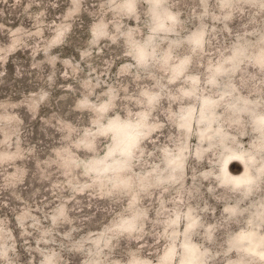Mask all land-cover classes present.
I'll return each mask as SVG.
<instances>
[{
  "label": "rangeland",
  "instance_id": "374dc122",
  "mask_svg": "<svg viewBox=\"0 0 264 264\" xmlns=\"http://www.w3.org/2000/svg\"><path fill=\"white\" fill-rule=\"evenodd\" d=\"M251 229L264 0H0V264H264Z\"/></svg>",
  "mask_w": 264,
  "mask_h": 264
},
{
  "label": "bare ground",
  "instance_id": "6f19581e",
  "mask_svg": "<svg viewBox=\"0 0 264 264\" xmlns=\"http://www.w3.org/2000/svg\"><path fill=\"white\" fill-rule=\"evenodd\" d=\"M122 128L124 129L123 132L125 133L124 134L125 140H129V137L132 136L131 131L128 129V127L123 126ZM235 154H237V153H235ZM230 157H232V155L227 157L226 161L229 160ZM242 160H244V162L246 164L245 170L243 172H241V171L239 172V170H238V173H231L228 171V173H230V175L234 178L235 183H238V184L247 183V180L251 177V174L249 171L250 169L246 163L245 158H242ZM236 161L241 164V161H239V159L238 160L236 159ZM225 176H227L226 170H225ZM244 235H245V239L248 241L249 248L257 256L261 257L264 260V236L255 235L253 229L249 230V232L247 234H244ZM195 258H196L195 252L193 251L191 254V258L189 260L194 261Z\"/></svg>",
  "mask_w": 264,
  "mask_h": 264
}]
</instances>
